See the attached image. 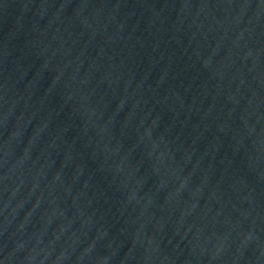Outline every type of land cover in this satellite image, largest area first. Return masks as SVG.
Returning <instances> with one entry per match:
<instances>
[{"label":"water","instance_id":"95a60500","mask_svg":"<svg viewBox=\"0 0 264 264\" xmlns=\"http://www.w3.org/2000/svg\"><path fill=\"white\" fill-rule=\"evenodd\" d=\"M0 264H264V0H0Z\"/></svg>","mask_w":264,"mask_h":264}]
</instances>
